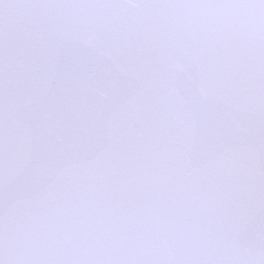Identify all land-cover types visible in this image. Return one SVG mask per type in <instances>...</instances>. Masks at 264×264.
<instances>
[{
    "label": "snow or ice",
    "instance_id": "1",
    "mask_svg": "<svg viewBox=\"0 0 264 264\" xmlns=\"http://www.w3.org/2000/svg\"><path fill=\"white\" fill-rule=\"evenodd\" d=\"M0 264H264V0H0Z\"/></svg>",
    "mask_w": 264,
    "mask_h": 264
}]
</instances>
